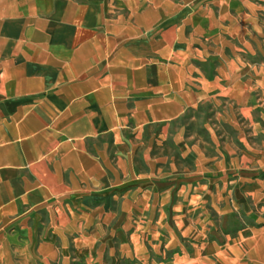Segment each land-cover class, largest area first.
I'll return each mask as SVG.
<instances>
[{
  "label": "crops",
  "instance_id": "0c3cea01",
  "mask_svg": "<svg viewBox=\"0 0 264 264\" xmlns=\"http://www.w3.org/2000/svg\"><path fill=\"white\" fill-rule=\"evenodd\" d=\"M228 104L230 142L176 122ZM264 0H0V264H264Z\"/></svg>",
  "mask_w": 264,
  "mask_h": 264
},
{
  "label": "rangeland",
  "instance_id": "374dc122",
  "mask_svg": "<svg viewBox=\"0 0 264 264\" xmlns=\"http://www.w3.org/2000/svg\"><path fill=\"white\" fill-rule=\"evenodd\" d=\"M229 105L219 103V105L210 104L207 106H203L198 108L194 112H187L181 119H179L176 124L181 127H187V132L191 134H195L199 137L200 141H202L207 148V153L210 157H214V153L210 150L209 146V135L203 130V126L207 124L206 127L211 128L216 135L223 134L230 142H236V134L233 130L227 126H223L221 122V117L223 113L229 110ZM249 207L251 209L252 214L245 216L243 214H239L238 216H225V217H217L214 216V221L218 227H241L245 225H254L255 219L259 216L260 209L264 211V204L255 205L252 202L248 201ZM257 213V214H256ZM261 219H264V216H261Z\"/></svg>",
  "mask_w": 264,
  "mask_h": 264
}]
</instances>
